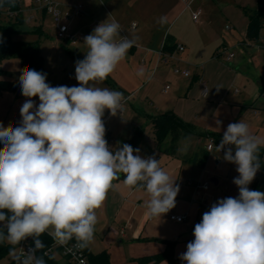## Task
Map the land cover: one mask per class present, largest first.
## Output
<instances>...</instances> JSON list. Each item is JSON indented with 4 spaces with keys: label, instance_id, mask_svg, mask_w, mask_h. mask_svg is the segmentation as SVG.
Here are the masks:
<instances>
[{
    "label": "clouds",
    "instance_id": "1",
    "mask_svg": "<svg viewBox=\"0 0 264 264\" xmlns=\"http://www.w3.org/2000/svg\"><path fill=\"white\" fill-rule=\"evenodd\" d=\"M121 30L116 20L107 19L84 37L87 52L75 63L78 86H53L45 73L21 70L19 85L26 98L21 120L8 127L0 123V244L13 246L14 264H45L36 253L45 247L40 237L46 232L60 246L75 240L72 248L87 249L98 222L96 210L120 173L125 186L148 194L145 221L176 206L180 187L159 160L143 158L127 143L110 148L105 139L104 112L115 116L124 96L97 85L135 44L121 37ZM262 147L264 138L243 119L227 126L216 150L237 166L233 183L239 195L219 199L203 213L194 239L180 255L184 264H264V192L249 188L261 167ZM28 237L34 247L17 253L15 246Z\"/></svg>",
    "mask_w": 264,
    "mask_h": 264
},
{
    "label": "crops",
    "instance_id": "2",
    "mask_svg": "<svg viewBox=\"0 0 264 264\" xmlns=\"http://www.w3.org/2000/svg\"><path fill=\"white\" fill-rule=\"evenodd\" d=\"M57 1L62 11L70 10L69 3L84 5L79 23L86 34H91L92 29L97 26L96 22L100 24L107 19L108 22L114 19L121 25L120 36L126 35L135 40L127 58L144 63L147 66L146 73L153 70L154 78L149 80V88L145 94L154 113H140L149 119L153 138L145 137L142 126L133 129L129 125L119 135L115 148L134 142L133 148L141 149L147 143L144 158L154 156L159 160L156 153H165L167 157L161 167L179 185L176 201L183 205L181 208L174 207L161 218L145 221L148 194L144 190L125 186L124 176L120 173L119 180L113 182L116 187L109 190L102 207L96 210L98 222L94 239L86 250L93 253L107 251L112 264H142L143 260L168 251V244L174 242L173 257L179 264H184L180 255L186 251L187 243L194 239V226L202 220L203 213L219 199L239 195L238 187L233 183L234 178L239 175L237 166L230 162H220L219 158H223L224 153H209L204 165H199V160L207 152L208 137L214 135L221 140L230 123L243 119L253 134L264 138V31L257 39L247 37L249 18L246 12L255 10L258 0ZM189 1H192L191 6L187 8L186 2ZM215 3H220L221 11H225L220 17L213 10L212 5ZM197 9L202 10L198 23L192 19V11ZM243 9L245 14L242 13ZM239 13L244 17L240 24L237 19ZM47 17L49 16L45 14L37 17L38 22H41V31ZM162 17L166 22H160ZM213 19H220L217 28L214 27ZM225 20H231L228 29L238 27L241 39L245 40L239 42L240 46L233 47L232 52L235 53L231 60L225 54H216L219 47L226 44V33L224 36L220 34H223L228 25L224 23ZM133 21L137 23L135 29L132 28ZM168 36H171L173 43L166 46ZM179 45L184 46V51L178 50ZM160 51L164 52L162 56ZM176 67H193L192 75L187 78L176 76ZM168 80L177 84L176 91L164 95L165 93L155 89V85ZM167 87L162 91L170 89ZM129 95L135 98L136 93ZM170 112L192 126V133L182 137L175 152L166 151L170 138L161 144L157 142L152 122L153 118ZM109 134H105L107 142ZM262 160L264 162V152ZM181 178L184 181L180 182ZM210 179L218 183L212 181V186ZM188 180L210 182V189L201 190L196 195ZM249 188L264 192L263 170L257 172ZM206 196L208 200L205 199ZM172 215L187 217L178 222L171 219ZM55 257L60 264H69L61 253L57 252ZM170 259L168 257L155 264H170Z\"/></svg>",
    "mask_w": 264,
    "mask_h": 264
},
{
    "label": "rangeland",
    "instance_id": "3",
    "mask_svg": "<svg viewBox=\"0 0 264 264\" xmlns=\"http://www.w3.org/2000/svg\"><path fill=\"white\" fill-rule=\"evenodd\" d=\"M198 1L201 2V0ZM209 5H211V3ZM219 5L220 3H215L212 6L213 10H215V13H218L220 17L225 11H221ZM239 10H241V8ZM242 13L245 14L244 9ZM31 14H33V12H30L28 10L25 12L24 23L23 25H21L20 32L16 34L15 39L25 41H37L41 39V53L44 58V71L47 77V82H49L53 86H78V81L75 79V63L78 60L84 59L85 53L87 52V46L81 41L73 44L71 42L58 40L56 36V28L50 16L46 19V23L44 24L42 31L43 37H41L39 35L41 22H38V19L37 21L36 19L29 20L27 17H29ZM81 17L74 18L71 22V33L77 36L82 33L86 34V30L79 23ZM241 18L243 19L244 17L241 13H239V17L237 18L238 24H240ZM4 20L8 21L7 18H4ZM218 21H220V19L212 20V22H214V27L216 28L219 26ZM230 22L231 20H225L224 23H227L228 25L225 26L223 34L219 32L223 36L226 33V44L225 46L221 45L219 47V50L216 53L218 56L223 54L224 48H226L227 52L230 53L233 51L232 49L235 45L240 46V44L245 41L241 39L238 27L231 30L228 29V27L231 26ZM94 29L95 28L92 29V32ZM262 31H264V23L261 26L259 32L261 33ZM87 35L89 34H86V36ZM247 37L250 38L248 36V32ZM0 68V77L6 82L12 84V88L3 92L0 96V123H2L5 127H8L10 125L14 126L17 125L21 120L20 107L26 99L22 95V91L19 85V76L21 74V70L24 69L25 66L20 57H6L0 59ZM146 68L147 66L144 63L130 60L126 56L125 59L120 61L114 72L109 75L105 81L97 85L99 87H107L111 90L122 92L124 98L126 96H129V94L133 92L136 93V95L134 96L135 98H132L131 101H129L125 106L126 111L124 115L116 114L115 116H113L107 109L104 112L103 122L106 128V133H110L107 139L112 140L111 148L116 149L115 147L118 144L117 140L119 135L129 125L133 129L142 126L143 131L145 132V137L153 138V132L151 124H149V119H146L142 115H140L142 111H149L154 113V110L152 109L153 106L150 103V100L146 98L145 94V92L149 88V86L147 87L148 82H150L154 78L152 75L153 70L151 71V73L149 71L148 73H146ZM192 68L193 67H190V69ZM141 69H143V75L138 74ZM145 75L147 76L145 77ZM176 76L187 78L185 76H182V74H176ZM241 79L242 77H240V81ZM167 85H169L170 89L168 88L169 90L163 92V88H166ZM176 87L177 84H175L173 80H168L163 84L155 85V89H158L162 94L165 93L164 95L176 91ZM32 99L35 101V103H39L38 97H33ZM147 147V143H144L143 147L138 153L143 158L145 156L144 153L146 152ZM156 154L160 158V166L161 164L163 165L167 155L161 151H158ZM182 181H184L183 178H181L180 182ZM210 182H212L211 179ZM212 186H214L213 182ZM197 200L199 199L197 198ZM181 206L183 205L176 201L175 208H181ZM11 259L12 258L9 255L4 258L0 264H6Z\"/></svg>",
    "mask_w": 264,
    "mask_h": 264
},
{
    "label": "trees",
    "instance_id": "4",
    "mask_svg": "<svg viewBox=\"0 0 264 264\" xmlns=\"http://www.w3.org/2000/svg\"><path fill=\"white\" fill-rule=\"evenodd\" d=\"M20 7L21 3L19 0H0V59L6 57H20L25 67H30L32 69L45 73L44 58L41 53V39L37 41L15 39L16 34L20 32L21 25H23L24 23V16L20 15L15 21H12L10 19H8V21L4 20V18H6L4 12L7 8L16 10ZM246 14L249 18L248 36L251 39H257L260 33L259 31L261 29V26L264 23V0H258L257 8L255 10L247 11ZM39 35L43 37V32L41 30L39 31ZM172 43L173 41H171V36H168L166 40V46L170 44L172 45ZM11 88L12 84L6 82L0 77V96L3 92L10 90ZM152 122L155 129L156 140L159 144L163 143L167 138H170V143L168 145V148L166 149V151L169 152H175L182 137H187L192 133V126L172 112L153 118ZM214 137L220 142V139L217 136ZM133 144L135 143L133 142L130 145L133 147ZM0 147H3V145L0 144ZM263 152L264 149H261L260 169L264 171V162L262 160ZM208 154L209 152H206L201 157L198 162L199 165H204ZM4 231L6 232V229H4ZM40 239L43 241L45 247L37 252V256H42L45 264H60L54 254H46V251L53 245L54 240L52 239V237L49 236L46 232L41 235ZM17 246H15L16 249ZM173 246L174 242L169 243L168 251L163 254L145 259L142 261V264H155L168 257L171 258L170 264H179V261L175 257H173ZM11 247L13 246L7 243L0 244V263L4 258L9 256V250ZM86 254L88 256L90 264H112L110 255L107 251L93 253L86 250ZM6 264H14V261H10Z\"/></svg>",
    "mask_w": 264,
    "mask_h": 264
},
{
    "label": "built area",
    "instance_id": "5",
    "mask_svg": "<svg viewBox=\"0 0 264 264\" xmlns=\"http://www.w3.org/2000/svg\"><path fill=\"white\" fill-rule=\"evenodd\" d=\"M21 3V7L19 9L13 10L11 8H7L4 12V15L7 19H10L12 21L17 20V18L22 15H25V12L28 10L30 12H33L29 17H27L29 20H35L37 19V15L45 14L47 16H50L53 20L54 26L56 28V36L57 39L60 41H67L71 42L73 44L84 41V37H86V34L82 33L79 36L74 35L71 33L70 24L74 18L80 17L84 13V5L82 3H69L68 6L70 7V10L62 11L60 9V3L57 0H19ZM191 2H186V7L190 8ZM202 15V10L197 9L192 11V19L194 22L198 23L200 22V18ZM97 26L99 23H97ZM137 27V23H136ZM135 27V28H136ZM126 37V35L124 36ZM179 51H184V46L179 45L178 47ZM163 51H160L159 54L162 56ZM223 54L228 56V60H231L234 57V53L227 52V49L224 48ZM174 72L176 74H182L183 76H190L192 75L191 69H180V68H174ZM169 88V86L167 87ZM132 99V95L126 96L122 103V108L120 112L118 111L117 114H124L126 111L125 106L127 103ZM219 141L214 136H209L206 143V150L210 154L217 153V154H223L224 151L221 150L220 152L216 150V146L219 145ZM112 140H108V145L111 148ZM220 162L226 163L223 158H219ZM188 184L193 186L196 195L200 193L201 190L208 191L210 189V182L200 183V182H193L192 180H188ZM206 200H208V196L205 197ZM186 215H172L171 219L177 220L178 222H182L186 219ZM75 243V240L70 241L69 244L65 246H60L53 242V245L46 251V254H56L57 252L61 253L69 262V264H90L88 256L86 254V250H77L72 248V245ZM31 247H34V241L32 237H28L26 240L21 241L20 244L17 246V253H20L22 249L25 252H28ZM22 248V249H21ZM68 248H72V251H68ZM37 255V253H36Z\"/></svg>",
    "mask_w": 264,
    "mask_h": 264
},
{
    "label": "water",
    "instance_id": "6",
    "mask_svg": "<svg viewBox=\"0 0 264 264\" xmlns=\"http://www.w3.org/2000/svg\"><path fill=\"white\" fill-rule=\"evenodd\" d=\"M215 184H217L218 183V181H216V180H212Z\"/></svg>",
    "mask_w": 264,
    "mask_h": 264
}]
</instances>
